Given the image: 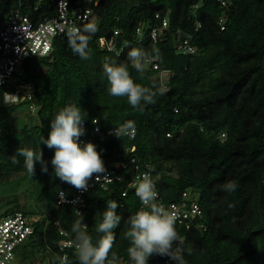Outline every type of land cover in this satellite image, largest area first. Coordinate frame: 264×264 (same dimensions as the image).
<instances>
[{
    "label": "trees",
    "instance_id": "trees-1",
    "mask_svg": "<svg viewBox=\"0 0 264 264\" xmlns=\"http://www.w3.org/2000/svg\"><path fill=\"white\" fill-rule=\"evenodd\" d=\"M56 1L22 0L19 6L17 0H0V29L6 15L16 8L32 18L53 16ZM224 1L226 5L221 0H99L92 4L93 19L80 27L88 23L97 26L90 38V59L74 54L63 35L54 40L48 55L22 63L24 81L33 85L31 100L5 104L3 91L11 87H0V179L8 174L27 175L22 156L17 157L19 164L11 163L10 157L19 148L41 149L48 162L47 173L37 162L35 176L27 175L38 187L37 200L47 208L42 218L33 222V234L17 252L20 262L35 264L33 254L38 258L48 252L52 264H58L61 252L52 244L61 237L58 228L73 240L71 228L79 215L70 204L55 206L57 190L73 186L55 176L51 165L55 149L41 140L48 138L55 114L77 104L83 118H97L103 131L129 123L135 129L133 137L110 134L94 142L96 149L100 143L106 148L101 156L106 169L126 164L125 169H117L118 174H124L122 181L84 194L82 223L88 226L94 243L102 235L96 228L107 202L117 201L123 219L114 229L112 251L119 264H132L127 254L130 241L124 234L128 217L141 206L135 189L128 187L133 158L141 168L145 162L150 164L165 202L176 201L183 191L196 197L204 227L176 222L186 264H264V0ZM157 13L160 18L155 17ZM163 18L168 26L153 42L149 33L162 26ZM114 30H118L116 47L123 46L119 54L97 46L99 37L109 39ZM179 32L190 35L194 53L176 50ZM133 47L151 56L158 69L144 65L143 74L138 73L127 59ZM106 57L128 64L134 82L163 88L165 94L158 95L155 103L142 102V110L132 108L126 97H112L103 73ZM38 66H45L46 71L38 73ZM29 103L35 105L36 116L31 126L22 124L16 132L3 126L18 106ZM228 181L237 184L235 191L223 190ZM16 211L30 217L18 207L5 210L2 217ZM68 257L69 264H78L72 249ZM166 258L153 255L148 264H162Z\"/></svg>",
    "mask_w": 264,
    "mask_h": 264
},
{
    "label": "clouds",
    "instance_id": "clouds-1",
    "mask_svg": "<svg viewBox=\"0 0 264 264\" xmlns=\"http://www.w3.org/2000/svg\"><path fill=\"white\" fill-rule=\"evenodd\" d=\"M97 31L94 23H88L83 29L70 27L67 30V38L74 54H78L83 60L90 59V38ZM156 55H159L158 50ZM147 53L141 48H131L127 54L128 61L138 73L145 71L144 64ZM103 73L109 83L108 92L112 97H126L128 104L138 110L144 104L155 103V98L165 94V89L145 87L134 82L128 70V64L116 63L106 57L103 61ZM81 107L70 104L59 110L50 121L48 138H42L41 142L49 149H55L51 159V165L55 176L62 182H66L78 190H87L88 182L95 176L96 181L102 176H107V169L96 146L91 143L81 145L80 137L85 134L84 120ZM98 123L97 120L92 121ZM126 129H132L131 123ZM124 131L116 127L115 135L120 138ZM18 156L24 158L23 164L27 175L32 178L36 174L35 165H41V171L48 172V162L43 158L41 149L19 148L16 154L10 157L12 164H19ZM237 188L234 181H228L224 185L225 192H233ZM135 194L143 207L135 214L128 217V230L125 239L130 241L127 254L132 264H148L153 255L167 256L175 264H186L184 254L180 248L182 237L176 229L177 215L166 210L161 202H158V192L148 172L142 175L135 187ZM63 197V194H61ZM120 205L117 201H108L106 209L102 213V222L96 228L102 235L94 243L88 233V226L83 221L81 213L77 212L79 219L72 225L74 234L73 243L78 264H119L118 256L113 252L116 239V229L123 219L118 214ZM59 264H69V257L65 254L60 257Z\"/></svg>",
    "mask_w": 264,
    "mask_h": 264
},
{
    "label": "built area",
    "instance_id": "built-area-1",
    "mask_svg": "<svg viewBox=\"0 0 264 264\" xmlns=\"http://www.w3.org/2000/svg\"><path fill=\"white\" fill-rule=\"evenodd\" d=\"M20 6L22 0H17ZM99 0H57L55 6V14L50 17L32 18L23 12L20 8H16L6 15L2 28L0 29V87L10 86L11 90L3 91V102L5 104H18L24 100L32 99V83L24 81V66L23 61L31 57H42L48 55L53 49L54 40L63 35H67V30L70 27L80 28L82 24L91 21L94 17L93 5L98 4ZM223 5L226 1L221 0ZM156 18L160 15L155 14ZM161 27H153L149 33V37L153 42H156L160 37L161 30L168 26L166 19H161ZM200 23H197V27ZM224 25L221 24V29ZM137 34H141V30H136ZM118 30H114L112 37L107 39L101 36L97 39V46L101 50L113 51L118 54L122 52L123 46L117 48L115 45V36ZM190 35L178 33L176 50L181 53H194L196 47L190 43ZM153 69H158V63L151 56H146L145 64ZM29 110L33 113L35 105L28 104ZM93 117L90 120H84L83 127L85 134L80 137V143L91 142L99 138L100 142L105 139L106 135L114 134L116 127L123 129V134L133 137L135 129H126V125L113 126L103 131L99 123L93 124ZM98 121V120H97ZM224 134H221L223 137ZM100 155L106 153V148L103 143H100L96 149ZM132 177L128 181V187H136L142 175L148 172L153 180L155 187L156 183L151 175V168L148 162H145L141 168L138 163L132 158ZM114 168L107 169V176H102L96 181L95 176L88 182L87 190H78L75 187L64 189L59 188L56 193L55 206L70 204L74 207L75 212H82L85 207L84 194L96 187L106 188L108 184L115 181H122L124 174H118L117 169L126 164L121 162L114 164ZM158 192V189L156 187ZM126 191L122 193L125 195ZM63 194V197L61 196ZM158 202H161L166 210L174 212L178 219L177 222L185 223L188 227L192 223L197 224L198 228H203L202 210L197 202V199L189 191H183L179 199L176 201L165 202L158 192ZM143 207L142 203L139 210ZM35 219L23 214L21 211H16L0 218V264H20L17 258V252L23 248L34 232L33 222ZM61 237L53 239L52 244L61 252L60 257L65 254L68 256V250L72 249L75 252L73 240L68 237V234L62 228L57 229ZM19 257V256H18ZM169 257L162 264H173ZM59 264V263H58ZM153 264V263H151Z\"/></svg>",
    "mask_w": 264,
    "mask_h": 264
},
{
    "label": "rangeland",
    "instance_id": "rangeland-1",
    "mask_svg": "<svg viewBox=\"0 0 264 264\" xmlns=\"http://www.w3.org/2000/svg\"><path fill=\"white\" fill-rule=\"evenodd\" d=\"M46 71L45 66H38L37 72ZM36 121V116L29 110L27 104H22L3 123V126L11 131H18L22 124L32 125ZM38 187L35 182L25 174L6 175L0 179V218L7 209L21 208L29 212L30 218L37 220L42 218L47 206L37 200ZM28 252V250L26 251ZM41 254L38 258L32 255L35 264H52L53 260L49 254ZM20 262V257H18ZM20 264H28L20 262Z\"/></svg>",
    "mask_w": 264,
    "mask_h": 264
}]
</instances>
